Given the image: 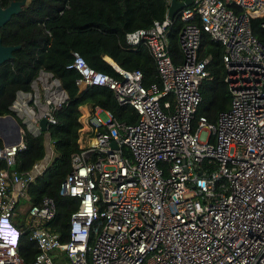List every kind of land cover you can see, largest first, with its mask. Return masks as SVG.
<instances>
[{"label": "built area", "instance_id": "1", "mask_svg": "<svg viewBox=\"0 0 264 264\" xmlns=\"http://www.w3.org/2000/svg\"><path fill=\"white\" fill-rule=\"evenodd\" d=\"M164 1L167 8L171 0ZM178 14V63L169 53L166 13L124 36L132 47L146 46L160 82L144 85L141 70L118 64V75H110L72 51L67 67L77 70L75 83L111 88L138 119L119 120L100 106L88 111L91 139L72 153L59 186L60 195L78 199L65 241L46 224L56 215L54 198L34 202L29 188L55 156L39 121L55 123L67 93L43 67L29 90H17L9 113L21 136L0 143V264H264V42L251 26L252 17H264V0H193ZM203 31L223 46L231 94L214 121L196 117L210 75L211 56H200ZM26 132L45 135V152L20 170L16 155ZM5 225L16 227L18 240ZM23 233L38 248L31 262L19 253Z\"/></svg>", "mask_w": 264, "mask_h": 264}, {"label": "trees", "instance_id": "2", "mask_svg": "<svg viewBox=\"0 0 264 264\" xmlns=\"http://www.w3.org/2000/svg\"><path fill=\"white\" fill-rule=\"evenodd\" d=\"M10 1L0 0V4L5 6ZM229 6L239 11L234 4ZM166 9L164 0H26L22 10L0 27L3 44H20L13 56L0 64V115L11 111L9 106L17 90L30 89V82L41 67L51 70L67 93L66 101L55 110L56 122L48 126L55 156L29 188L34 202L43 195L54 198L56 215L46 224L59 230L63 241L68 239L70 214L78 206L76 197L59 194V186L71 168L72 153L81 150L78 142L79 107L89 103L92 109L100 106L110 110L119 120L135 122L138 119L137 111L130 104L117 102L111 88L95 84L79 87L75 83L78 72L67 67L72 51L77 50L90 66L110 75H118L110 63L113 60L122 68L141 70L144 85L160 82L146 46L141 43L132 47L125 42L124 36L129 30L149 28L154 20H163ZM263 19L252 17L251 26L264 42ZM183 24L184 20L177 14L168 32L169 53L176 63L182 60L178 33ZM222 53L221 43L203 31L200 56H211L210 75L201 83V101L196 117L203 115L214 121L219 111L229 107L231 94L225 81ZM24 139L26 147L16 155V166L20 170L28 169L45 152L43 133L32 135L26 132ZM37 251L36 243L23 233L19 253L24 260L31 262Z\"/></svg>", "mask_w": 264, "mask_h": 264}, {"label": "water", "instance_id": "3", "mask_svg": "<svg viewBox=\"0 0 264 264\" xmlns=\"http://www.w3.org/2000/svg\"><path fill=\"white\" fill-rule=\"evenodd\" d=\"M26 0H11L7 5L2 6L0 4V27L3 26L13 14L19 13ZM193 0H171L167 10L166 16L169 20H173L178 12L189 5H192ZM20 47V44L15 45H5L1 42L0 38V64L10 59L13 56V51ZM112 65L117 64L113 60L110 61ZM40 126L42 130L48 128L46 118H41ZM9 129L11 131V136L7 137L4 130ZM21 133L19 131V123L13 117L12 114L7 113L0 115V138L4 143H14L20 139ZM112 145L116 147V143L112 142Z\"/></svg>", "mask_w": 264, "mask_h": 264}, {"label": "crops", "instance_id": "4", "mask_svg": "<svg viewBox=\"0 0 264 264\" xmlns=\"http://www.w3.org/2000/svg\"><path fill=\"white\" fill-rule=\"evenodd\" d=\"M107 59L112 60L109 57H106ZM109 60V61H110ZM115 64V63H114ZM92 107L90 106L89 103L83 104L79 107L80 111H81V115L79 117V120L81 121V127H83L84 129H80L79 128V137H78V142L80 144V146H82L83 144H85L86 142H88L90 139L87 137V129L84 127L85 123L84 121H88V118L86 117V115L88 114V111L91 109Z\"/></svg>", "mask_w": 264, "mask_h": 264}, {"label": "clouds", "instance_id": "5", "mask_svg": "<svg viewBox=\"0 0 264 264\" xmlns=\"http://www.w3.org/2000/svg\"><path fill=\"white\" fill-rule=\"evenodd\" d=\"M4 228H6L5 233L7 234L8 237L13 236L16 240L19 239L20 234H19L18 230L16 229V227H13V225H10V226L5 225Z\"/></svg>", "mask_w": 264, "mask_h": 264}, {"label": "rangeland", "instance_id": "6", "mask_svg": "<svg viewBox=\"0 0 264 264\" xmlns=\"http://www.w3.org/2000/svg\"><path fill=\"white\" fill-rule=\"evenodd\" d=\"M21 202L24 203V202H26V201H25V200H22Z\"/></svg>", "mask_w": 264, "mask_h": 264}]
</instances>
